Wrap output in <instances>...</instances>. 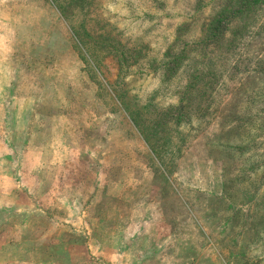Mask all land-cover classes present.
<instances>
[{
    "label": "rangeland",
    "instance_id": "1",
    "mask_svg": "<svg viewBox=\"0 0 264 264\" xmlns=\"http://www.w3.org/2000/svg\"><path fill=\"white\" fill-rule=\"evenodd\" d=\"M263 1L226 24L222 38L186 53L190 64L219 49L216 64L224 81L218 101L228 98L223 89L235 86L238 76L254 77L251 70L264 59ZM229 7L228 0H0L6 21L17 19L50 35V53L60 58L50 72L83 68L90 86H68L59 95L71 102L74 141L102 145L80 162L83 174L57 166L10 178L22 187L0 199L9 206L0 210L1 242L9 243L4 261L264 264V237L250 244L248 236H226L221 216L204 208L226 179L239 174L240 158L210 151L192 124L151 138L153 153L128 116L138 113L145 120L138 118L141 128H152L188 77L186 68L175 78L163 76L157 69L162 52L200 43L210 20ZM34 66L29 72L39 74L41 66ZM10 170L5 173L11 177ZM254 189L264 193V167ZM43 192L56 203L50 206L52 195Z\"/></svg>",
    "mask_w": 264,
    "mask_h": 264
},
{
    "label": "trees",
    "instance_id": "2",
    "mask_svg": "<svg viewBox=\"0 0 264 264\" xmlns=\"http://www.w3.org/2000/svg\"><path fill=\"white\" fill-rule=\"evenodd\" d=\"M228 2L230 7L210 20L200 43H186L179 53L169 49L162 52L157 69H163V76L175 78L182 68H186L188 73L186 86L180 85L174 92L176 102L154 118L151 129L141 128L139 120H145L141 116L139 118L138 113H128V116L153 153L155 149L151 138L155 140V137H161V133L192 124L198 127L195 132L206 141L210 151L240 158L244 165L239 174L226 179L220 193L210 206L204 208L210 207L215 216H221L220 228L226 236H248L249 243L256 244L264 237V193L259 195L254 189L258 172L264 167V59L261 57L251 70L254 77L238 76L234 81L235 86L223 89L224 93L227 89L228 98L218 101L224 81L216 64L219 49L202 62L197 60L189 64L186 56L190 49L198 50L205 42L222 38L226 24L228 28L229 22L239 19L246 11L254 10L260 4V0ZM250 13L247 15L253 14ZM127 65L120 67V71L125 73ZM166 136L163 135L164 138ZM243 205L247 206L245 210L242 209Z\"/></svg>",
    "mask_w": 264,
    "mask_h": 264
},
{
    "label": "crops",
    "instance_id": "3",
    "mask_svg": "<svg viewBox=\"0 0 264 264\" xmlns=\"http://www.w3.org/2000/svg\"><path fill=\"white\" fill-rule=\"evenodd\" d=\"M2 15L4 13L0 12V199L21 189L20 182L10 179L13 175L30 173L25 169L38 173L43 168L57 166L67 168L66 174H83L82 159L93 147L98 151L102 148L98 143L74 141L78 129L74 115L68 110L71 102L59 95L68 86H90L83 68L75 65L50 72V67L60 63V58L50 53V35L38 33L34 27L19 23L17 19L10 18L8 22ZM34 64L41 66L39 74L29 72L28 68H34ZM90 129L97 132L96 128ZM89 145L91 150L87 149ZM7 169H11V177L5 173ZM9 180L12 191H9ZM46 192L42 194L50 198L52 193ZM49 201L52 206L57 200L52 195ZM4 207L9 206L0 203V210ZM70 209L78 208L70 206ZM4 224L0 218V227ZM1 240L2 235L0 264H10L1 258L8 251L9 243ZM35 253L36 248L33 257L37 256ZM120 253H124V248Z\"/></svg>",
    "mask_w": 264,
    "mask_h": 264
}]
</instances>
